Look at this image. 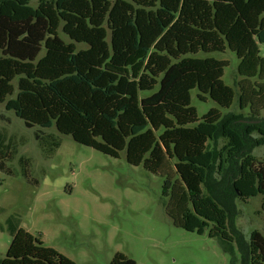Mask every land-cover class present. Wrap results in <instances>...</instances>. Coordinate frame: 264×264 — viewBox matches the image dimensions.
I'll return each mask as SVG.
<instances>
[{"label": "trees", "instance_id": "16d2710c", "mask_svg": "<svg viewBox=\"0 0 264 264\" xmlns=\"http://www.w3.org/2000/svg\"><path fill=\"white\" fill-rule=\"evenodd\" d=\"M259 44L264 0H0V103L27 128L54 127L116 158L125 151L163 178L175 226L236 242L240 264H264V230L247 241L234 223L236 198L264 196V164L251 154L264 144V124L253 122L264 110ZM226 49L239 59L248 116L211 108L198 118L191 90L224 108L236 93L222 79L227 60L194 55ZM40 131L51 156L60 139ZM217 137L218 154L209 147ZM216 159L220 180L211 179ZM0 264L74 262L17 227ZM109 264L136 263L116 253Z\"/></svg>", "mask_w": 264, "mask_h": 264}, {"label": "rangeland", "instance_id": "374dc122", "mask_svg": "<svg viewBox=\"0 0 264 264\" xmlns=\"http://www.w3.org/2000/svg\"><path fill=\"white\" fill-rule=\"evenodd\" d=\"M59 35L71 42L61 28ZM76 46L78 50L87 47ZM259 49L264 57V44ZM194 56L227 60L222 79L236 93L232 105L224 108L209 97L199 100L198 90H191L198 118L211 108L222 115L247 117L248 110L240 109L238 102L243 77L237 72L236 54L226 49ZM12 83L14 92L7 99L17 92V78ZM256 119L253 122L264 124V110ZM38 130L60 139L51 156L35 137ZM252 137L259 135L254 132ZM224 143L225 139L217 137L209 147L218 154ZM251 154L264 164V144L254 147ZM218 163L216 159L211 179L222 177ZM263 197L234 200V223L247 241L253 230H264ZM168 202L163 178L142 165L129 164L125 151L116 158L78 144L54 127L27 128L13 110L6 109V102L0 103V260L18 227L74 264H109L116 253L136 264H240L236 242L175 226L166 211Z\"/></svg>", "mask_w": 264, "mask_h": 264}]
</instances>
